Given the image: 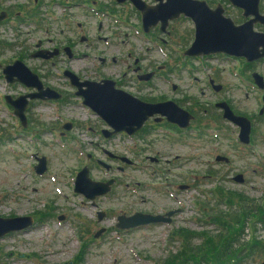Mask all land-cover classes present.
I'll return each instance as SVG.
<instances>
[{"label": "flooded vegetation", "instance_id": "1", "mask_svg": "<svg viewBox=\"0 0 264 264\" xmlns=\"http://www.w3.org/2000/svg\"><path fill=\"white\" fill-rule=\"evenodd\" d=\"M6 1H0V16L3 15V18L0 19V26L5 24V28L0 29V37L8 31L9 33L14 31L19 36H25L14 43L13 41L9 42L6 38H0V44L13 48V58H4L5 50L0 48V80L1 78L4 79L6 84L11 87L10 91L2 93V98L6 105L11 107L10 109H12L22 129L28 135H33L38 139H43L42 134L52 130L58 138H64L65 136L73 138V142H76L78 147L79 160L80 158L85 159V163L76 170L74 185L78 173L84 167L88 168L89 175L95 180H112L111 188L106 193L96 195L95 198H89L81 193L92 205H100V198L112 194L116 186L121 183L129 187L132 185L133 189L136 187L133 185L135 183L141 190L152 188L155 193L163 194L156 201L151 198L148 200L147 197L141 198V202L145 203L148 200L153 202V206L147 205L146 207L121 208L118 210L113 223L116 229L130 231L141 226L163 223L171 226L169 235L176 239H181V234L187 233L188 229L191 232V226L181 223L187 222L189 219L191 220L189 222H192V218L178 216L186 209L185 203L190 191L194 187H198V184H203L205 179L208 180L210 177L218 176L224 182L228 178L235 180V175L241 173L237 172L229 175L230 169L219 166L214 167L215 162L229 163L232 161L228 154L223 151L226 128H230L229 134L232 129L236 128L234 136H236L238 143H242L239 137V126L223 115V108L217 102L225 101L235 114H242L250 119L249 141L243 144L250 145L253 139L252 136L255 135V130L252 129V122L255 117L251 113L247 114L236 109L233 98H230V92L234 94L237 86L231 83L228 84L224 80L225 64L233 62V74L239 78H247L246 81L260 93L263 104L259 106L258 113L262 115L264 113V76L256 65L264 61V57L247 60L243 56L223 52L189 55L185 53V50L192 44L196 30L194 21L189 16L180 13L176 17L168 18L164 25H162V22L165 19L161 17L153 19L152 23L147 22L144 24L141 12L133 5L131 0H107L109 4L100 7V11L103 12H89L96 13V15L100 14L99 17L104 16L103 19L99 20L97 29H94V31L87 23L83 24L81 18L76 17L79 12L75 11L82 6L96 4L99 0H33L32 4L35 9L25 3L21 5L18 0H15L14 3L13 0H8V3ZM144 1L147 4H155L159 0ZM111 3L117 6L124 5L125 7L130 5L134 14H137L138 19L136 21L123 19L124 21L120 20L118 23L105 21L112 13V8L111 10L108 9ZM49 4L58 8L62 7V14L59 15L53 12ZM260 10L262 11L260 13L264 14L261 9V1ZM240 13L242 17L234 19L224 11V14L230 16L235 23H241L250 17L249 15L245 16L242 10ZM47 14H57L58 16H55L58 19L56 23L50 21ZM38 17L44 18V21L42 23L38 22L35 29H31V23L36 21ZM15 18L19 21V24L14 20ZM187 19L190 20L191 26L182 27L181 31L172 26L177 21L183 22ZM13 21H15L14 25ZM253 26L257 30L264 31L263 23L255 22ZM132 29L133 35L142 37L143 42L147 44L143 45L137 42V45H135L131 37ZM39 33L40 35L36 37V34ZM49 42L52 44L50 45ZM82 43L89 47L90 52H83V55L91 58L92 66L89 65L77 70L72 65H66L65 58L60 57L65 56L68 60L81 57L76 46ZM166 47H170V50L167 51ZM153 49L159 50L163 57L151 53ZM18 59L38 74L44 89L50 88L57 94V97H31L30 93L39 91L37 86H29L21 80H8L3 67L14 63ZM33 59H38L39 62L33 61ZM61 62H64L62 67ZM47 65L57 66V70L52 69L50 71ZM60 68L61 71H59ZM256 76L259 78L260 84L256 80ZM106 80L113 81L115 87L129 92L143 101L165 102L170 100L183 109L184 114L174 113L175 116L169 118L166 113L156 112L146 118L141 126L133 131L116 130L95 109L85 103V96L83 95L84 92H87L89 84L104 83ZM192 87H195L200 96L197 93L194 94ZM68 88H72V92H69ZM244 94L246 97L249 96L247 91ZM7 95L13 101L28 95L25 109L27 124H24L16 115V106L8 102ZM73 98H76L77 103L85 108V112L96 116L95 120L91 121L93 124L87 125L84 121H66L62 123V126H59L57 122H52L49 125L44 121H35L34 116L37 108L40 109L43 105L52 104L57 109L63 103L65 105L72 102ZM59 103L61 104L59 105ZM224 122L232 126H226ZM40 124H44V126L42 128L37 127ZM77 130H82V135L88 138L87 143L91 144V149H84L83 144L85 142L82 143L83 140L80 139L81 135H79L81 133L76 132ZM0 132H2L1 128ZM203 137H210L220 146L213 154L214 160L206 157L207 168L201 172L185 169V162L190 154L183 149L177 150L176 146H192L193 138L196 139L195 143ZM161 142L164 144L161 145ZM31 155L37 161L33 164L35 168L39 162L38 157L44 154H39L36 151L31 152ZM218 155L224 157L217 158ZM116 160L118 163L114 165L112 161ZM135 169L139 173L150 175L152 181L144 182L140 178L136 179L133 174ZM111 170H118V174H112ZM125 195L127 194H114L113 196H116L117 199L122 198V201H124ZM165 195L170 199L166 198ZM163 201H168V203H162ZM49 204L41 210L48 211ZM134 211L159 214L164 219L129 228H120L117 225L120 215H130ZM95 212H97L99 221L110 217L112 214L111 211L109 212V210L103 208L101 210L96 209ZM35 214L32 215L36 221L38 217ZM102 228L104 230L101 233L112 229L109 226H102ZM195 231L204 232V230ZM250 234L251 232L248 235L245 234L243 238L239 234L235 239L237 241H248L249 243L253 233L251 236ZM256 237H259L261 242L264 243L262 241L264 237L261 238L258 235ZM261 260L256 262V260L250 259L248 262L249 264L255 262V264H258ZM245 263L242 262V264ZM230 264L240 263L235 260Z\"/></svg>", "mask_w": 264, "mask_h": 264}, {"label": "rangeland", "instance_id": "2", "mask_svg": "<svg viewBox=\"0 0 264 264\" xmlns=\"http://www.w3.org/2000/svg\"><path fill=\"white\" fill-rule=\"evenodd\" d=\"M18 1L21 5L25 3L34 8L33 0ZM206 1L210 6H215L217 2H221L225 7V11L234 19L242 17L240 15L241 9L229 4L230 2L227 0ZM14 2L15 0H13ZM6 3H8V0ZM107 4H109L107 0H99L96 4L82 6L75 11L79 12L76 17L81 18L83 24L87 23L94 31V29H97L99 20L103 19L104 16L99 17L100 14L96 15V13L92 14L89 12H103L100 11V7H104ZM50 9L59 15L63 11L62 7L58 8L53 5H50ZM108 9L112 13L105 21L108 20L110 23H118L123 19L131 21L138 19L137 14H134L130 5L125 7L124 5L117 6L111 3ZM261 9L264 11V0H261ZM57 14H47V17L50 18V21L56 23L58 19L55 16H58ZM14 20L19 24L16 18ZM42 21H44V18L38 17L36 21L31 23L30 28L35 29V25L38 22L42 23ZM14 23L15 21H13V25ZM172 26L181 31L182 27L191 26V22L189 19L183 22L177 21ZM2 28H5V24L0 26V29ZM132 32L133 29L131 37L135 45H137V42L143 45L147 44L143 42L144 39L142 37H135ZM40 33L36 34V37ZM24 36H19L14 31L11 33L8 31L3 33L0 38H6L9 42L13 41L14 43ZM49 44L51 45L52 43L49 42ZM0 48L5 50L4 58H13V48L2 44H0ZM76 48L80 52L81 57L72 60H68L65 56L60 58H65V64L72 65L77 70L89 65L91 67V58L83 55V52H90L89 47L82 43L78 44ZM166 50L169 51L170 47H166ZM151 53H156V56L163 57L157 49H153ZM33 61L39 62L38 59H33ZM63 63L61 62V67ZM232 65L233 62L225 64L224 80L228 84L231 83L237 86L234 94L230 92V98H233L236 109L247 114L251 113L255 117L252 122V129L255 130V135L253 134L252 136L251 144L246 145L238 143L236 136H234L236 128L232 129L230 134V128L225 129L223 151L228 154L232 161L229 163L215 162L214 167L219 166L230 169L229 175L241 172L244 176V181L238 182L233 178H228V180L225 179L223 182L220 177L216 176L210 177L208 180L205 179L203 184H198V187H194L190 191L192 195L189 193L187 197L185 211L178 214V216L192 218V222H189L191 221L189 219L181 224L191 226L193 230L206 231L216 229L217 226L213 221L212 223L208 221L209 213H211L208 207L214 206V201L219 196L216 189L219 186L224 190L226 188L242 190L246 195L258 200L261 197L264 199V113L262 115L258 113L259 106L263 102L260 93L246 81L247 78L242 72L240 73L246 79L239 78L233 74ZM47 67L50 71L52 69L57 70V66L47 65ZM256 67L264 76V61L258 63ZM59 71H61V68ZM10 90L11 87L1 78L0 215L36 213L37 215H35L38 218L34 225L27 229L13 231L0 237V264H74V262L75 264H159L161 259L166 258L170 253L177 252L182 247V239L171 237L169 235L171 226L167 224L141 226L130 231L116 229L113 223L118 210L121 208L146 207L147 205L153 206V202L148 201L149 198L156 201L163 194L155 193L152 188L141 190L133 182L131 184L137 188L133 189L132 185L129 187L121 183L116 186L112 194L100 198V205H92L80 192L74 190L76 170L85 163L84 158L79 160L76 142H73V138L66 136L58 138L53 130L43 133V139L28 135L16 120L12 109H10L11 107L6 105L2 98V93ZM67 90L72 92L73 89L68 88ZM192 91L200 96L195 87H192ZM245 91L248 92L249 96H245ZM63 104L57 109L52 104L43 105L40 109L35 108V121H44L49 125L52 122H57L59 126H62V123L66 121H84L87 125L93 124L91 121L95 120L96 116L85 112V108L77 103L76 98H73L72 102ZM210 123L212 124L211 121ZM224 124L232 126L227 122H224ZM43 126L44 124H40L37 127L42 128ZM76 132L81 133L82 130H77ZM79 135H81L80 139L83 140L82 143L85 142L83 144L84 149H91V144L87 143L88 138L84 137L82 133ZM192 140V146H176V149H183L190 154V157L185 162V169L201 172L207 168L206 157L214 160L213 154L220 146L210 137H203L195 143L196 139L193 138ZM160 144L163 145L164 143L161 142ZM36 151L47 157L48 166L42 174L37 172L33 165L37 161L31 155V152ZM112 162L114 165L118 163L117 160ZM110 172L114 175L118 174V170H111ZM133 174L136 179L140 178L144 182L152 181L150 175L139 173L137 169L133 170ZM114 194L127 195L122 201V198L117 199L116 196H113ZM142 197H147V202H141ZM165 197L170 199L166 195ZM162 203L167 204L168 201H163ZM47 204L50 205H48V213L50 214L49 216L41 217L40 210L44 209ZM101 208L111 211L112 214L110 217L99 221L95 211L96 209L101 210ZM102 226H109L112 229H108L109 231L104 233L100 232L99 236H96L99 229L100 231L102 230ZM252 229H255V234L261 238L264 237V227L260 223L257 226L255 224L253 228H251L250 224H247L242 232L247 235L251 232V236ZM194 241L196 244H201L197 238ZM257 261L259 260L256 259Z\"/></svg>", "mask_w": 264, "mask_h": 264}, {"label": "water", "instance_id": "3", "mask_svg": "<svg viewBox=\"0 0 264 264\" xmlns=\"http://www.w3.org/2000/svg\"><path fill=\"white\" fill-rule=\"evenodd\" d=\"M131 1L141 12L144 24L152 23L156 18L161 17L165 19L162 22L164 25L168 18L176 17L180 13L189 16L194 21L196 29L192 44L185 50V53L189 55L223 52L243 56L247 60L264 57V31L257 30L253 26L255 22L264 24V14L260 13L262 12L260 0H228L230 4L241 8L245 16H250L241 23H235L230 16L225 15L221 3L210 6L206 0H159L155 4H147L144 0ZM1 18L3 15L0 16ZM3 71L8 80H21L29 86H37L39 91L30 93L31 97H57V94L50 88L42 87V80L38 74L20 59L5 65ZM256 74L258 73L256 72ZM256 80L259 83L257 76ZM88 86L87 92L83 93L85 103L95 109L116 130L133 131L139 128L146 118L156 112L166 113L169 118L175 116L174 113L184 114L183 109L170 100L165 102L143 101L133 94L115 87L113 81L106 80L104 83L96 82ZM27 96L19 97L13 101L7 95L8 102L16 106L15 113L24 124H27L25 112ZM217 104L223 108V115L239 126L240 141L248 142L251 129L250 119L245 115L235 114L225 101L217 102ZM223 157L217 156V158ZM38 159L39 162L35 168L37 172L43 173L48 166L47 157L41 155ZM235 180L242 182V173H237ZM111 182L112 180L93 179L89 175L88 168L84 167L77 175L74 189L89 198H95L96 195L106 193L111 188ZM162 219L164 218L159 214L134 211L130 215H120L117 225L120 228H129ZM34 223L35 219L32 214L0 215V237L13 231L27 229ZM103 229L99 230L96 236H99ZM258 264H264V259Z\"/></svg>", "mask_w": 264, "mask_h": 264}, {"label": "trees", "instance_id": "4", "mask_svg": "<svg viewBox=\"0 0 264 264\" xmlns=\"http://www.w3.org/2000/svg\"><path fill=\"white\" fill-rule=\"evenodd\" d=\"M217 193L219 196L216 197L214 206L208 207L211 212L208 221H213L216 229L204 232L193 229L190 232L188 229L187 233L181 234L182 247L161 259L159 264H230L235 260L240 264H249L250 259L264 258V243L256 237L255 229H252L254 233L251 243L235 239L239 234L241 238L244 237L242 231L247 224H250L251 228L258 223L264 227L263 197L258 200L246 195L242 190H224L220 187ZM49 214L48 211L40 210L41 217ZM195 238L201 244H196Z\"/></svg>", "mask_w": 264, "mask_h": 264}]
</instances>
